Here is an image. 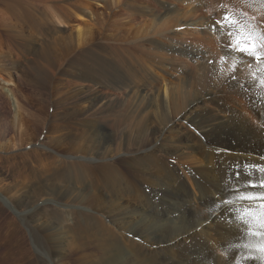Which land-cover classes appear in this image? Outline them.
<instances>
[{"label": "bare ground", "instance_id": "obj_1", "mask_svg": "<svg viewBox=\"0 0 264 264\" xmlns=\"http://www.w3.org/2000/svg\"><path fill=\"white\" fill-rule=\"evenodd\" d=\"M12 1L21 28L51 39L64 36L71 56L63 59L62 75L87 91H120L118 105L129 107L124 116L128 120L124 121L123 115L115 117L113 126L119 133L115 147L100 145V149L53 162L54 180L70 192L72 201L89 207L91 190L92 195L105 193L115 200L132 196L139 178L148 188L144 189L148 195L145 216L154 219L151 222L158 232L161 228L166 232L156 237L154 251L146 253L149 261L142 254L149 264H264V196L260 195L264 192V56L257 59L227 47L241 35L264 36V0H181L188 10H182L184 21L177 31L166 26L169 14L178 10L171 11L166 0H155L159 13L133 0H82V5L68 3L56 11L46 5L50 0ZM92 3L102 11L95 10ZM43 8L50 12L44 21L40 19ZM201 10L213 11L214 22L202 19ZM138 18L152 23L143 35L138 34ZM109 30L117 34L110 35ZM249 57L257 59L259 65L250 64ZM174 65L179 67L177 79ZM153 70L161 75L155 79L157 86L145 92L147 83L141 84L142 80L152 78ZM5 79L0 76V83L6 86ZM14 103L20 108L17 99ZM87 121L85 125L90 124ZM93 124L91 121V128ZM109 126L102 121L99 128ZM143 127L153 134L163 133L162 141L150 138L140 145ZM179 137L185 147L178 155L192 150L197 155L193 171H188L185 161L177 163L170 158L179 151ZM104 138L111 139L109 134ZM45 139L51 141L50 134ZM192 140L194 145L190 146ZM33 152L51 156L44 148ZM152 167L157 168V174L149 179L146 174ZM53 204L43 211L59 220L60 231L68 239L82 249H92L87 264H129V258L132 264L139 260L136 225L117 226V233L90 207L63 203L56 209L57 203ZM41 210L23 211L21 217L24 220ZM111 221L117 223L118 219Z\"/></svg>", "mask_w": 264, "mask_h": 264}, {"label": "rangeland", "instance_id": "obj_2", "mask_svg": "<svg viewBox=\"0 0 264 264\" xmlns=\"http://www.w3.org/2000/svg\"><path fill=\"white\" fill-rule=\"evenodd\" d=\"M67 1L50 0L46 5L50 4L49 8L51 6V10L56 11L59 9L57 7L61 5L64 7L68 3L79 4L80 2L79 5H82L88 0H84V3L82 0H77L78 2L75 0ZM133 1L137 4L156 9V13H159L160 7H158L155 0ZM42 2L45 3L44 0ZM166 3H168L167 7L171 11L173 8L178 9H173L174 11L171 12L173 14H169V22L166 25L168 29L177 31L184 21L182 10L187 11L188 6L187 4L181 5V0H173V2L172 0H166ZM92 7L98 12L102 11L94 3H92ZM113 11L116 12L117 8H114ZM15 13L12 0H0V76L3 79L6 78L5 80L8 81L6 86L0 83V264H87L91 259V256L89 257L88 255L92 254L90 252L92 249H82L78 246V243L72 239H68L69 237L60 231L59 220L54 218L53 220L51 215L47 216V213L43 211L45 206L54 207L53 202L57 203L56 209H61L63 203L68 205L76 204L85 208L88 206L87 204L76 203L77 201L73 202L70 192L64 189L60 181V183H57L54 180L53 173L55 166L53 162L57 161L55 159H61L64 156L74 157L88 153V151L100 149L102 145L109 146L110 148L115 147L119 140V133L116 132L113 126L115 117L123 115V120H128L124 116L126 113L129 114V107L124 106L122 108L118 105V100L121 97L120 91H109L101 88H97L95 91H87V89L81 88V85L79 87L78 83H72L69 76L62 75V70L65 67L63 59H67L66 57H69V55L71 56V49L69 51L66 48L67 42L62 39L64 36L58 34L51 39L34 34L28 27H25L26 29L21 28L20 24H18L20 22L17 21L18 17H16L18 15ZM40 15V19L44 21V17L50 15V12L43 8L40 11ZM214 16L216 15L213 11L212 13L211 11L207 13L206 10L205 12H202V10L200 12L202 19H208L212 22L216 19ZM137 23L139 25H137L138 34L142 35L152 25L149 20H141L139 18L137 19ZM8 26L10 27L8 28ZM257 26L258 28L260 26V30L263 29L261 28L263 27L262 24L258 23V21ZM14 32L16 35L13 34ZM112 32L114 35L117 34L115 30H109L108 33L112 35ZM12 34L13 36L15 35L14 38ZM17 39H21V41ZM26 39L30 41L27 43ZM31 40H33L32 43ZM25 44L26 47L24 48ZM227 47L232 50L230 45ZM35 53L40 54L34 57ZM253 60L252 57H249L250 64L259 65L258 63H254ZM58 65L62 68H59ZM174 67H176L174 68L176 71L174 70L173 73L176 72L177 79L180 76L179 67L175 65ZM193 67L194 65L191 66L192 70L194 69ZM58 69L61 73L58 72ZM153 73L152 78H144L142 80L141 84L145 85L147 83L145 87L143 86L144 90H146L145 92H150V90L157 86L155 85V79L157 75L160 76L161 74L158 70H153ZM1 85L5 86L6 90H3ZM229 95L227 94L225 98L228 99ZM14 99H17L20 108L16 109ZM95 103H98L99 107H96ZM139 109L136 112L137 114H139ZM125 110L128 111L126 112ZM135 111L136 109L133 110V115H135ZM244 118L248 121L247 117ZM43 121L45 125H43ZM86 121L87 124H90L85 125ZM91 121L92 124L99 125L95 126L93 124L91 128ZM102 121H106L108 126L111 124L109 128L101 130L99 127ZM146 129L148 128L143 127L142 129L141 137L138 140V142H141L140 145L145 144L150 138H159V141H162L164 137L163 133L162 135H158V133L153 134L145 131ZM179 130L182 131L183 129L179 128ZM190 132L194 134L193 127L190 129ZM47 134H50L52 142L46 141ZM105 134H109L111 139L104 138ZM191 144L192 146L194 145V140L190 142V146ZM176 145L181 149L179 148V151L175 155L171 154V160H176L175 162L177 163L185 161L184 164L186 163L185 166L188 171L195 170L197 155L194 150L180 156L178 154L180 150L184 149L185 142L179 137L176 140ZM13 147L17 148L9 151ZM36 148H44L51 156L47 158V156L38 152H33ZM155 153L158 154L157 152ZM117 163L119 164L116 165H121L120 162ZM152 168L146 174L147 178L151 177L149 179H152L157 174V168ZM120 169L124 168L120 167ZM138 179L136 178L137 187L132 196H123L124 198L122 197L117 200L105 193L98 196L92 195L93 191L91 190L89 195H91V198L93 196V198L91 199L92 204H90L93 206L90 205L89 207L100 216L99 218L102 222L106 223L114 231L119 228L117 226L136 225V235L134 238L136 243L139 242L137 244L139 245V249H141L139 250V255H146L147 261H149V256L147 257L146 253L151 254L154 251L156 237L161 238L166 232L162 228L161 232H158V229L152 225L154 219L145 216L146 209H148L145 198H148L146 197L148 195L145 194L144 189L148 188L146 185L141 184L140 179ZM137 181L139 185H137ZM35 202L37 203L35 204ZM36 208L43 209L38 213H33L24 220L22 219L21 212ZM115 208L117 211H115ZM139 214L140 217L138 216ZM114 218L118 219L117 223L111 221ZM70 221L72 223L73 220ZM119 230L121 231V229ZM116 232L120 233L118 230ZM121 232L122 234L125 233L124 231ZM126 234L127 232L124 235ZM254 235H257V233ZM128 252L130 251L127 250L126 255L128 254L127 257L129 258ZM261 254L264 253L262 252ZM139 255V260H143L144 264H149V262L145 261L146 258H143L144 255L142 257H139ZM129 260L131 262L130 258ZM139 260L132 262V264H143Z\"/></svg>", "mask_w": 264, "mask_h": 264}, {"label": "snow or ice", "instance_id": "obj_3", "mask_svg": "<svg viewBox=\"0 0 264 264\" xmlns=\"http://www.w3.org/2000/svg\"><path fill=\"white\" fill-rule=\"evenodd\" d=\"M228 19V17H225V20ZM231 47L234 51L239 52L241 55L252 56L257 59H260L262 56H264V36H261L256 39L251 37L250 34L241 35L235 38ZM253 187H255V185H253ZM260 195L264 196V192H262ZM243 198L251 199L255 197ZM224 203H229V201H224Z\"/></svg>", "mask_w": 264, "mask_h": 264}]
</instances>
